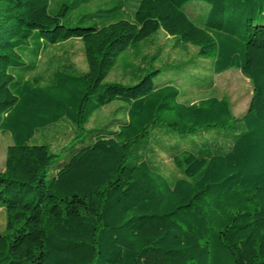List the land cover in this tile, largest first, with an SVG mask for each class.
Returning <instances> with one entry per match:
<instances>
[{"label":"trees","instance_id":"obj_1","mask_svg":"<svg viewBox=\"0 0 264 264\" xmlns=\"http://www.w3.org/2000/svg\"><path fill=\"white\" fill-rule=\"evenodd\" d=\"M94 1L81 17L92 25L68 24ZM52 2L0 0V132L11 138L0 264H264V0ZM192 4L207 12L193 19ZM160 32L196 48L213 74L240 71L252 85L246 112L235 117L214 96L184 103L174 75L158 80V53L126 65L131 86L105 82ZM74 39L86 72L64 64L26 78L47 49ZM111 103L118 118L87 130L48 177L58 152L35 136L65 121L82 132ZM139 145L144 158L129 161ZM157 153L181 176L166 177Z\"/></svg>","mask_w":264,"mask_h":264},{"label":"rangeland","instance_id":"obj_2","mask_svg":"<svg viewBox=\"0 0 264 264\" xmlns=\"http://www.w3.org/2000/svg\"><path fill=\"white\" fill-rule=\"evenodd\" d=\"M108 1V0H99ZM66 2L73 4L77 0H53L52 6L56 3L60 4ZM98 4L94 1L92 5H82L71 10L67 18L70 19L68 23L70 26H90L92 22L86 17L81 19L84 14H90L94 11V6ZM204 6L201 4H192L187 7L189 15L194 19L204 11ZM207 12V9L205 10ZM204 11V12H205ZM82 43L80 40L74 39L60 45L50 47L37 60V70L26 78L41 76L46 78L54 69L64 64L73 65V67L80 73L87 71V64L82 52ZM153 68H161V75L158 80H164L168 76H175L177 86L183 93L182 101L186 104H196L200 100L210 98L212 96L218 98H225L229 105L232 114L235 117L242 116L247 108L252 95V85L250 81L245 78L238 70H228L221 74H213L211 72V64L208 60L196 58L197 50L192 46L183 47L176 43L174 39L170 38L163 32L158 33L149 42L140 44L138 52L128 51L127 54L122 55L111 73L106 78V83H121L127 86L134 84L135 80L131 78V68H126V65L131 67H140L149 57H154ZM142 55L145 59L142 61ZM196 63L201 65L199 69L189 70L188 66L184 65ZM168 68V69H167ZM150 69V67H149ZM137 72V71H136ZM136 75V73H135ZM208 85H212L207 88ZM196 87L200 88L199 90ZM207 88V89H206ZM118 103H111L98 110L90 119L84 130L81 132L72 126L69 122H61L57 126L50 127L35 136L36 141L44 142L49 145L53 152H58V157L55 162L49 166L47 170L48 177L52 173L53 168L57 163L63 161L72 148L80 146L81 142L86 141L89 137L87 130L93 128H100L107 124L117 115L111 114L118 106ZM80 136L75 138V134ZM75 138V139H74ZM11 144V138L7 134L0 132V173L4 171L5 154L7 147ZM66 148L67 151L61 150ZM61 150V151H60ZM146 151L142 145L134 147L129 161L136 160L140 155L144 158ZM156 163L159 165L161 172L168 178L181 176L171 161L164 155L157 153ZM6 215L4 208H0V234L5 231Z\"/></svg>","mask_w":264,"mask_h":264},{"label":"crops","instance_id":"obj_3","mask_svg":"<svg viewBox=\"0 0 264 264\" xmlns=\"http://www.w3.org/2000/svg\"><path fill=\"white\" fill-rule=\"evenodd\" d=\"M145 57H146L145 55H142V58L141 59H145Z\"/></svg>","mask_w":264,"mask_h":264}]
</instances>
